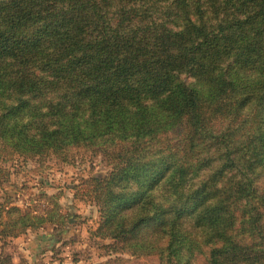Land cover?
<instances>
[{
  "label": "trees",
  "instance_id": "obj_1",
  "mask_svg": "<svg viewBox=\"0 0 264 264\" xmlns=\"http://www.w3.org/2000/svg\"><path fill=\"white\" fill-rule=\"evenodd\" d=\"M1 150L102 154L94 235L137 264H264V0H0Z\"/></svg>",
  "mask_w": 264,
  "mask_h": 264
},
{
  "label": "rangeland",
  "instance_id": "obj_2",
  "mask_svg": "<svg viewBox=\"0 0 264 264\" xmlns=\"http://www.w3.org/2000/svg\"><path fill=\"white\" fill-rule=\"evenodd\" d=\"M110 169L100 153L73 152L62 161L54 155L30 160L1 150L4 222L18 219L17 214H8L13 208L43 220H32L34 228L17 237L0 235V260L9 257L12 264H137V258L127 251L105 249L108 242L94 235L100 213L86 181L104 180Z\"/></svg>",
  "mask_w": 264,
  "mask_h": 264
}]
</instances>
